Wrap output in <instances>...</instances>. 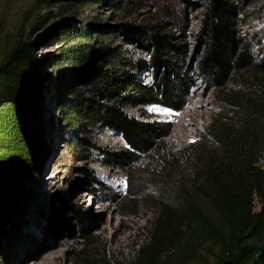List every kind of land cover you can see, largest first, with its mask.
I'll return each mask as SVG.
<instances>
[{
	"label": "trees",
	"instance_id": "1",
	"mask_svg": "<svg viewBox=\"0 0 264 264\" xmlns=\"http://www.w3.org/2000/svg\"><path fill=\"white\" fill-rule=\"evenodd\" d=\"M0 1L29 3L12 40L0 39V238L5 239L0 242V258L4 259L11 254L3 251L19 250L26 239L23 227L33 221L38 208V199L27 184L40 178L39 118L46 87L52 83L61 100L69 89V79L91 70L96 56L94 45L103 46L106 36H93L67 17L77 8L105 0ZM51 1L58 6L55 14L60 21L50 32L65 47L62 59L52 61L54 75L46 76L41 67L49 58L38 56L29 29L53 14L42 13ZM258 1L206 0L201 29L205 53L199 75L217 87L235 72L248 70L252 84L261 91L249 93L236 111L235 123L216 114L205 141L216 145L220 155L204 145L197 150L200 164L190 184L184 185L183 198L165 202L168 217L157 219L125 264H264V61L253 58L236 21L244 4ZM133 40L150 52L155 69L152 84L135 80L128 72L118 83L111 74H105L103 81L112 86L105 95L106 102L94 103L75 89L63 100L67 123L79 113L119 133L127 147L119 153L104 152L103 156L107 162L114 161L129 170L141 154L168 136L171 123L141 120L129 115L125 107L162 105L178 110L192 85L185 68L187 49L181 38L143 28ZM122 59L118 62L124 63ZM115 84H120L117 90L131 87L134 92L121 94L113 90Z\"/></svg>",
	"mask_w": 264,
	"mask_h": 264
},
{
	"label": "rangeland",
	"instance_id": "2",
	"mask_svg": "<svg viewBox=\"0 0 264 264\" xmlns=\"http://www.w3.org/2000/svg\"><path fill=\"white\" fill-rule=\"evenodd\" d=\"M28 5L0 1V39L12 40ZM206 8V0H105L67 14L88 33L105 35L106 40L103 46L94 45L96 56L91 70L69 79V89L61 100L52 83L46 87L39 118L40 178L27 184L38 199L37 212L23 227L26 239L20 242L19 250L3 251L11 255L0 258V264H125L157 219L168 217L165 202L183 198L184 185L190 184L200 164L197 150L204 145L220 155L216 145L205 141L213 118L221 113L224 121L235 123L236 111L249 93L261 90L252 84L248 70L235 72L217 87L199 75L205 53L201 29ZM42 9V13L53 14L29 29V34L38 56L49 58L41 72L53 76L52 61L62 59L65 46L50 32L60 21L55 14L57 4L51 1ZM236 16L253 58L264 61V0L244 4ZM143 28L181 38L187 49L185 68L192 85L184 106L178 110L162 105L125 107L129 115L141 120L171 123L168 136L141 154L129 170L114 161L107 162L103 156L104 152L119 153L127 147L119 133L79 113L67 123L63 100L70 98V91L75 89L94 103L106 102L105 95L112 86L103 81L105 74H111L118 83L128 72L135 80L152 84L155 69L150 52L133 40ZM120 58L124 63L118 62ZM118 85L113 90L121 94L134 92L131 87L117 90ZM95 86L101 92L95 91ZM191 103L203 114L188 136L182 137V117ZM235 128L239 129V124Z\"/></svg>",
	"mask_w": 264,
	"mask_h": 264
},
{
	"label": "bare ground",
	"instance_id": "3",
	"mask_svg": "<svg viewBox=\"0 0 264 264\" xmlns=\"http://www.w3.org/2000/svg\"><path fill=\"white\" fill-rule=\"evenodd\" d=\"M188 108L186 109L182 117L183 125L180 133L182 137L188 136L191 126L196 125L197 124L196 122L198 121V119L201 118L203 114V112L196 111L194 109V104L192 103H191V107L189 109Z\"/></svg>",
	"mask_w": 264,
	"mask_h": 264
}]
</instances>
